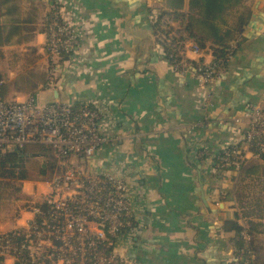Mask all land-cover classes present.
Instances as JSON below:
<instances>
[{"label":"crops","instance_id":"obj_1","mask_svg":"<svg viewBox=\"0 0 264 264\" xmlns=\"http://www.w3.org/2000/svg\"><path fill=\"white\" fill-rule=\"evenodd\" d=\"M53 1L0 0V61L9 78L29 50L46 61L44 22ZM70 1L85 26L82 62L63 71L55 87L42 86L44 78L33 93L40 102L98 100L112 127L132 134L117 150L105 146L99 154L105 166L125 163L131 183L145 192L144 227L125 253L139 264H230L234 232L223 224L239 212L232 199L239 182L250 178L233 172L219 177L213 162L219 146L235 138L232 118L246 102H264V0H245L250 15L242 39L224 79L209 89L192 70L175 71L155 41L148 11L173 9L171 0ZM187 56L212 59L207 50ZM49 178L21 180L17 194L0 199V233L25 227L34 216L26 201H40ZM236 220L244 225L242 217ZM262 223L254 237L260 241L256 264H264ZM0 264L16 262L6 257Z\"/></svg>","mask_w":264,"mask_h":264},{"label":"built area","instance_id":"obj_2","mask_svg":"<svg viewBox=\"0 0 264 264\" xmlns=\"http://www.w3.org/2000/svg\"><path fill=\"white\" fill-rule=\"evenodd\" d=\"M168 29L154 35L165 58L164 48L181 36L176 31L166 35ZM44 32L45 86L51 88L56 74L82 62L78 50L85 26L70 0H54ZM177 43L180 57L166 58L168 63L178 72L192 70L207 89L224 79L236 50L231 43L222 57L205 62L187 56L204 51L194 40L182 35ZM3 83L0 75V89ZM110 119L98 100L40 102L33 92L6 100L0 94V151L37 144L48 148L58 164L41 200L26 201L33 218L23 228L0 233V259L10 257L16 264H139L124 250L144 227L146 196L131 183L125 163L102 164L99 154L105 146L117 150L132 135L113 128ZM232 123L237 124L235 138L219 146L213 162L219 177L237 174L250 159L264 161V102H246ZM240 258L233 246L232 261Z\"/></svg>","mask_w":264,"mask_h":264},{"label":"trees","instance_id":"obj_3","mask_svg":"<svg viewBox=\"0 0 264 264\" xmlns=\"http://www.w3.org/2000/svg\"><path fill=\"white\" fill-rule=\"evenodd\" d=\"M171 4L173 9H161L154 19L151 10L148 11V21L154 35L167 28L166 35L172 31L181 35L173 38L170 45L164 48L167 59L180 57L176 47L182 35L194 40L204 50L208 48L215 58L222 57L231 43L236 48L239 46L242 39L239 32L250 15L245 0H188L186 10L180 8L182 0H171ZM31 159H41L37 169L40 179L54 172L58 166L50 150L41 145L29 144L17 150L0 151V199L4 198L1 187H10L7 194L11 196L17 194L19 181L29 179L26 164ZM238 173H241L243 179L249 177L250 181L257 182L253 185H259L258 194L246 197L237 193L235 200L237 198L239 203L240 215L235 212L234 219L225 220L223 229L234 232L232 244L241 255L239 260L231 261L230 264H256L254 253L257 246L254 237L261 233L264 220V163L247 161ZM4 180L6 182H1ZM239 217L244 219V225L237 222ZM243 231L247 238L242 236Z\"/></svg>","mask_w":264,"mask_h":264},{"label":"rangeland","instance_id":"obj_4","mask_svg":"<svg viewBox=\"0 0 264 264\" xmlns=\"http://www.w3.org/2000/svg\"><path fill=\"white\" fill-rule=\"evenodd\" d=\"M44 25H45V22H44ZM44 56H45L46 61H41L42 55L40 53L38 54L33 53V52L30 53V50L25 52V54H22L20 59L18 60V62L19 63L21 62V64L16 69L10 70L12 72L11 78H9L8 75H6L4 67H3V61L1 60L0 61V75L4 81L3 87L1 88L2 90H0V93L2 94L1 96L6 100L13 99L16 96L19 99H23L28 94L33 92L34 89L38 88V85H40L41 81L43 82L44 78L46 80L44 82L46 83L48 80L49 70H48V61H47L48 58L46 57L45 52H44ZM34 64L35 65L40 64L41 68L34 69L33 67H30ZM46 64H47V70H46ZM41 77H43L42 80H41ZM60 77H61V73L55 75L56 82L59 80ZM42 86H45V84ZM55 86L56 84L53 85V87ZM36 97H37V94H36ZM40 162H41V159H31L26 164L29 179L40 180V178L37 176L38 175L37 169H38ZM53 173L54 172L47 173L48 175L45 176V179L51 177ZM1 182H6V181L4 180ZM253 183H257V182H254V181L252 182L249 179L244 182L242 181L239 182L237 193L243 196H246V197H252V196L257 195L258 190H259V185L254 186ZM16 184L18 183L16 182ZM1 188H3L1 189L3 197L10 198L11 196L7 194V190H9L10 187L4 185V187H1ZM232 200H234L235 203L238 202L237 198L236 200L234 198ZM237 204L239 205V203ZM259 243L260 241L256 240L257 251L260 252V250L258 249ZM257 251L254 253L255 259H256Z\"/></svg>","mask_w":264,"mask_h":264}]
</instances>
